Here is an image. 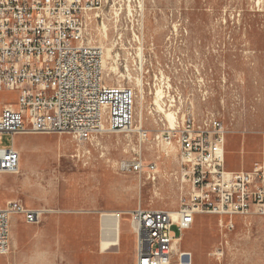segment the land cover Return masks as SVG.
<instances>
[{
  "label": "rangeland",
  "instance_id": "374dc122",
  "mask_svg": "<svg viewBox=\"0 0 264 264\" xmlns=\"http://www.w3.org/2000/svg\"><path fill=\"white\" fill-rule=\"evenodd\" d=\"M102 16L107 39L104 29L90 35L103 50L104 80L133 90L131 130L147 131L143 158L160 156L165 176L150 183L118 172L117 164L131 157L132 131L101 135L85 156L68 134L0 135V148L13 145L20 156L17 174H0V208L16 202L42 212L35 224L10 215L9 252L0 264H134L126 213L138 206L175 213L181 199L167 176L178 168L175 153L163 158L164 148L151 142L165 122L156 111L158 88L163 110L221 122L225 170L262 162L255 120L264 94V0H106ZM16 99L1 91L0 110L16 108ZM115 214L123 218L121 234L103 251L100 220ZM224 224L215 215L197 216L178 252L191 264H264V217L234 218L230 231Z\"/></svg>",
  "mask_w": 264,
  "mask_h": 264
},
{
  "label": "built area",
  "instance_id": "2783aa9c",
  "mask_svg": "<svg viewBox=\"0 0 264 264\" xmlns=\"http://www.w3.org/2000/svg\"><path fill=\"white\" fill-rule=\"evenodd\" d=\"M105 1L0 0V92L17 94L15 109L4 105L0 110V135L68 134L85 156L99 146L101 135L132 131L133 90L106 84L103 50L90 35L103 29ZM171 114L172 124L165 118L151 142L164 148L163 158L175 153L178 168L167 176L181 190L180 204L175 213L140 206L126 213L135 240L134 264H180L181 258L191 264L177 247L197 216H218L228 231L234 218L264 217V162L249 170H225L221 122ZM132 132L131 157L117 164L118 172L155 183L165 176L158 166L161 157L144 160L148 133L140 126ZM19 162L13 145L0 148V174H17ZM11 214L35 224L42 212L16 202L0 208L2 256L9 252Z\"/></svg>",
  "mask_w": 264,
  "mask_h": 264
},
{
  "label": "bare ground",
  "instance_id": "6f19581e",
  "mask_svg": "<svg viewBox=\"0 0 264 264\" xmlns=\"http://www.w3.org/2000/svg\"><path fill=\"white\" fill-rule=\"evenodd\" d=\"M103 29H104L103 31L105 34H102L103 35L102 38H104V40H105V39H107V29L104 27V25H103ZM108 70L110 71L109 68H108ZM162 93L163 92L160 88L156 89V91H155V105L158 106V109L156 111H159L160 113H162L163 116L169 122V124H172V114L169 113V111L163 110L160 103H159V101L163 98ZM136 128H138V125ZM224 156H225V153H224ZM46 170H48V168ZM107 216L108 215H102L101 220H100V222H101L100 242H101V249L103 251H107L111 247L117 245V236H118V234H121V227L120 226H121V221L123 219L118 214L113 215L112 218H106ZM187 262H188V260H186V259H183V258L180 259V264H187Z\"/></svg>",
  "mask_w": 264,
  "mask_h": 264
},
{
  "label": "crops",
  "instance_id": "0c3cea01",
  "mask_svg": "<svg viewBox=\"0 0 264 264\" xmlns=\"http://www.w3.org/2000/svg\"><path fill=\"white\" fill-rule=\"evenodd\" d=\"M12 109H15V108L12 107ZM249 123H250V121H249ZM255 124L257 127V138H258L257 143H258V147L260 148V153L262 154V162H264V94H263V100L261 101L260 104H258V107H257V116H256ZM246 140H248V138L244 136L242 139L243 146H244ZM243 150H244V148L242 149V151ZM258 151H257V155H258ZM249 169L241 168L240 170H249ZM11 241H12V244H15L16 239L12 238Z\"/></svg>",
  "mask_w": 264,
  "mask_h": 264
}]
</instances>
